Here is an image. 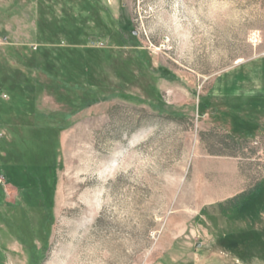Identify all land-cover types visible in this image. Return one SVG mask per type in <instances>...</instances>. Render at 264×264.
I'll return each mask as SVG.
<instances>
[{"label":"rangeland","instance_id":"rangeland-1","mask_svg":"<svg viewBox=\"0 0 264 264\" xmlns=\"http://www.w3.org/2000/svg\"><path fill=\"white\" fill-rule=\"evenodd\" d=\"M258 56L264 0H0V264H264V135L207 94Z\"/></svg>","mask_w":264,"mask_h":264},{"label":"crops","instance_id":"crops-1","mask_svg":"<svg viewBox=\"0 0 264 264\" xmlns=\"http://www.w3.org/2000/svg\"><path fill=\"white\" fill-rule=\"evenodd\" d=\"M211 99H220L221 120L243 135H264V56L226 69L208 89ZM251 116V121L249 116Z\"/></svg>","mask_w":264,"mask_h":264},{"label":"trees","instance_id":"trees-1","mask_svg":"<svg viewBox=\"0 0 264 264\" xmlns=\"http://www.w3.org/2000/svg\"><path fill=\"white\" fill-rule=\"evenodd\" d=\"M211 133H205V132H201L199 135H200V139H202V140H205V136H208V135H210ZM246 139L247 138H242V140L241 141H238V140H236L235 138H232L231 136H229L226 132H223V135L220 137V139H219V142L225 147V148H227V149H230V150H233V151H239V150H241V146H242V144L243 143H245L246 142ZM257 187H258V184L256 183L255 185H254V187L252 188V190L251 191H254V190H256L257 189ZM251 191L250 190H248V191H246V192H244V193H241L240 195H239V197H245V196H248L250 193H251ZM20 242L21 243H23V241L21 240V238H20ZM25 244L23 243V246H24ZM25 248L26 249H28L29 247L28 246H25ZM32 257V256H31ZM30 257V260H31V264H33V258H31Z\"/></svg>","mask_w":264,"mask_h":264}]
</instances>
